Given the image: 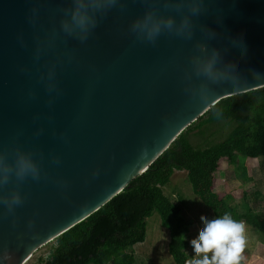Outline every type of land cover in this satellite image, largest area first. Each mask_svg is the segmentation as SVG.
<instances>
[{
    "label": "water",
    "instance_id": "95a60500",
    "mask_svg": "<svg viewBox=\"0 0 264 264\" xmlns=\"http://www.w3.org/2000/svg\"><path fill=\"white\" fill-rule=\"evenodd\" d=\"M93 2L82 41L64 30L76 0H0V264H27L222 100L264 89V0ZM146 16L174 27L149 42L132 30ZM213 53L226 78L200 71Z\"/></svg>",
    "mask_w": 264,
    "mask_h": 264
},
{
    "label": "trees",
    "instance_id": "16d2710c",
    "mask_svg": "<svg viewBox=\"0 0 264 264\" xmlns=\"http://www.w3.org/2000/svg\"><path fill=\"white\" fill-rule=\"evenodd\" d=\"M235 124L219 142H211L210 129ZM205 139L196 146L194 138ZM244 159L264 158V89L222 100L188 128L155 162L149 171L99 212L53 241L43 264H150L130 253L147 240L148 219L158 213L170 231L169 251L175 264L195 261L189 255L191 221L184 208L165 194L175 172H187L194 194L211 209L215 218L229 213L233 219L264 234V214L251 204H232L233 197L217 192V174L225 162L242 172L244 182H252ZM247 201V199H246ZM240 264H247L242 258Z\"/></svg>",
    "mask_w": 264,
    "mask_h": 264
},
{
    "label": "rangeland",
    "instance_id": "374dc122",
    "mask_svg": "<svg viewBox=\"0 0 264 264\" xmlns=\"http://www.w3.org/2000/svg\"><path fill=\"white\" fill-rule=\"evenodd\" d=\"M234 125L226 123L212 127L208 133L209 137L215 135L211 142L222 140ZM194 143L196 146L207 144H205V139L198 137L194 138ZM242 161L247 167L248 176L252 178V182H244L241 178L242 172L225 162L221 172L217 174L221 181L217 192L232 196V204L235 206H244L247 202L251 204L254 211L264 214V158L257 160L242 158ZM164 191L174 203L184 208L185 215L191 221V233L188 239L192 244L198 240L203 231V222L216 219L213 211L207 208L202 200L194 194L187 172H175ZM147 223V240L144 244H139L130 249V253H135L138 259L142 258L150 264H175L169 251L171 234L162 225L160 215L155 213L148 219ZM245 228L246 243L241 258L247 264H264V234L246 224ZM51 245L50 243L36 252L27 264H43L41 259H47ZM189 255L193 256L194 259L197 258L191 246Z\"/></svg>",
    "mask_w": 264,
    "mask_h": 264
},
{
    "label": "clouds",
    "instance_id": "9594fccd",
    "mask_svg": "<svg viewBox=\"0 0 264 264\" xmlns=\"http://www.w3.org/2000/svg\"><path fill=\"white\" fill-rule=\"evenodd\" d=\"M116 0H94L92 7L99 9L104 6L115 4ZM89 5L84 0H76V8L72 13L71 25L65 24L64 30L71 34L73 26L80 30L82 35L80 39L86 40L90 28L95 27V20L88 13ZM198 9H193L195 13ZM174 27V21H154L150 16H146L143 21H137L132 25L133 31L142 32L145 39L154 42L163 28L171 30ZM182 27H187V22L182 23ZM217 54L213 53L212 57L203 65L200 71L203 75L213 81L226 78L224 73L215 70ZM6 170L0 169V182H7ZM31 174L34 179L39 178V172L35 164L29 159L20 157L16 162V175L23 179L26 175ZM7 203V202H6ZM21 203L20 197L14 196L11 205ZM11 205H9L11 210ZM203 231L200 233L198 240L191 244V247L197 257L195 261H188L187 264H240L241 253L244 250L245 240V223L232 218L229 213L211 220L204 221Z\"/></svg>",
    "mask_w": 264,
    "mask_h": 264
}]
</instances>
